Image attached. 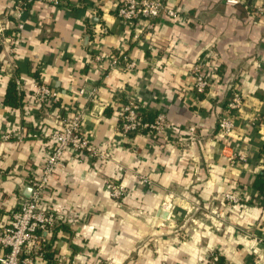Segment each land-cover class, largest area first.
Listing matches in <instances>:
<instances>
[{"label": "crops", "instance_id": "obj_1", "mask_svg": "<svg viewBox=\"0 0 264 264\" xmlns=\"http://www.w3.org/2000/svg\"><path fill=\"white\" fill-rule=\"evenodd\" d=\"M118 1H36L19 12L17 0H0V226L41 174L50 142L39 134L76 109L91 143L112 144L106 159L64 153L44 197L63 216L43 236L46 261L206 264L217 254L220 264H264L253 237L264 235V14L254 19L245 0H164L177 16L163 14L146 29L124 25ZM208 50L216 71L199 95L192 68ZM93 53L104 62L92 63ZM111 54L135 68L106 70ZM39 83L58 90L53 107L27 101ZM234 85L242 104L232 135L221 139L217 119ZM130 98L147 120L163 110L182 138L123 137L114 111ZM139 175L150 183L140 185ZM109 183L127 196L111 197ZM228 192L240 201L227 205ZM206 207L220 218L204 215Z\"/></svg>", "mask_w": 264, "mask_h": 264}, {"label": "built area", "instance_id": "obj_2", "mask_svg": "<svg viewBox=\"0 0 264 264\" xmlns=\"http://www.w3.org/2000/svg\"><path fill=\"white\" fill-rule=\"evenodd\" d=\"M40 1L46 4L57 5L65 0H17L16 9L23 11V4ZM230 4H237L240 0H226ZM244 3L251 8L254 19L264 14V0H245ZM176 9L165 5L164 0H119L116 5L115 14L121 19L124 25L135 27L143 24L144 28L150 29L155 24L157 18L166 14L170 17L177 16ZM3 29L0 23V33ZM212 52L208 50L195 63L192 68L193 92L201 95L208 92L211 82L215 76V65L210 62ZM104 56L101 53H93L92 63H103ZM106 70L121 68L130 70L135 68L133 61L120 59L118 55L111 54L107 58ZM18 83V82H17ZM96 90L79 89V94H85L90 100L95 97ZM59 98L57 89L51 88L45 83H39L29 95L27 101L30 104L39 103L53 107ZM242 104V96L237 88L231 87L230 100L222 110L217 119L216 135L221 139L230 137L235 129L236 112ZM143 105L134 98L117 104L114 111L117 119V130L123 137H129L135 133H145L151 138H163L178 142L182 137L181 130L172 125L163 110L156 112L152 120H147L143 116ZM83 111L76 110L72 116H56L52 129L47 132L42 131L39 135L47 138L50 146L47 158L43 164L41 174L38 178L30 179L28 185L32 187L28 197H22L17 208L11 213L7 222L0 226V264H55L45 260V250L43 236L53 232L63 221V216L55 208L45 201L44 197L49 191L50 180L58 167L63 165V155L70 151L76 157L91 156L97 159L109 157L107 148L111 142L107 141L103 146H97L87 139L81 130V120ZM186 135L193 138L195 128L188 127ZM233 158L244 160L243 155L238 156L233 152ZM233 159V160H234ZM139 183L146 186L150 180L145 175H139ZM110 196L121 199L127 196L128 191L119 184L109 183ZM224 202L233 205L240 201L237 194L228 192L224 194ZM161 206L166 209L167 204ZM206 216L219 219L221 214L208 207L205 208ZM254 239L264 246V235H255ZM217 254L210 256L207 264H219Z\"/></svg>", "mask_w": 264, "mask_h": 264}, {"label": "trees", "instance_id": "obj_3", "mask_svg": "<svg viewBox=\"0 0 264 264\" xmlns=\"http://www.w3.org/2000/svg\"><path fill=\"white\" fill-rule=\"evenodd\" d=\"M10 89H11V91H15V85L12 83L11 85H10ZM10 92V91H9ZM143 116H144V118H145V115H144V113H143ZM146 119V118H145ZM150 120H152V119H150ZM257 178H260V179H257V181L258 180H260L259 182H260V184L258 183V185L264 190V174L263 175H260V177H257ZM262 182V183H261ZM218 263L220 264V261H218Z\"/></svg>", "mask_w": 264, "mask_h": 264}, {"label": "water", "instance_id": "obj_4", "mask_svg": "<svg viewBox=\"0 0 264 264\" xmlns=\"http://www.w3.org/2000/svg\"><path fill=\"white\" fill-rule=\"evenodd\" d=\"M31 190H32V187L30 185H27L25 188H24V194H23V197H28L31 193Z\"/></svg>", "mask_w": 264, "mask_h": 264}, {"label": "rangeland", "instance_id": "obj_5", "mask_svg": "<svg viewBox=\"0 0 264 264\" xmlns=\"http://www.w3.org/2000/svg\"><path fill=\"white\" fill-rule=\"evenodd\" d=\"M167 236V234H165ZM207 264V263H206Z\"/></svg>", "mask_w": 264, "mask_h": 264}]
</instances>
